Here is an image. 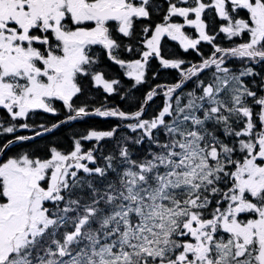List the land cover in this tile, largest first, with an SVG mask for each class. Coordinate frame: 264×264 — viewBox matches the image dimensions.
Returning <instances> with one entry per match:
<instances>
[{"label": "snow or ice", "instance_id": "obj_1", "mask_svg": "<svg viewBox=\"0 0 264 264\" xmlns=\"http://www.w3.org/2000/svg\"><path fill=\"white\" fill-rule=\"evenodd\" d=\"M0 264H264V0H0Z\"/></svg>", "mask_w": 264, "mask_h": 264}, {"label": "trees", "instance_id": "obj_2", "mask_svg": "<svg viewBox=\"0 0 264 264\" xmlns=\"http://www.w3.org/2000/svg\"><path fill=\"white\" fill-rule=\"evenodd\" d=\"M174 48H176V45H175L173 42H166V53H165V54L170 53ZM176 50L179 51L178 48H176ZM155 63H156V62L153 61V65H155ZM170 78H171V77H170V75H169L168 73L162 72V73H161V76L159 77V81H151V80H150V81H149V84H151V83H155V82H160V81H167V80H169ZM148 86H149V85H144V86L141 88V90H140L139 92H137V95H138V96L143 95V92L148 88ZM111 101H112L113 104H120L122 107H123V106H126V105L124 104V102L121 101V100L119 99L118 96H116V97H112V98H111ZM159 103H160V100H159V98H158L157 101L154 102V103L151 105V107L154 108V107H156L157 104H159ZM149 111H151V109H149ZM47 119H50V120H51V119H55V118H53V117H47ZM88 123H89V124H93V125H95V126L98 127V128H102V129H104V128H107V127L109 126V124L114 123V121L109 120V121L105 122V121L100 120L99 118H95V117H93V118H91V119L89 120ZM85 127H87V125H85V124H75L74 127H63V128L60 130V132L58 133V136H62V137L64 138V140L67 141L68 138H70V137L72 136L73 131L80 132V131H83V129H84Z\"/></svg>", "mask_w": 264, "mask_h": 264}]
</instances>
